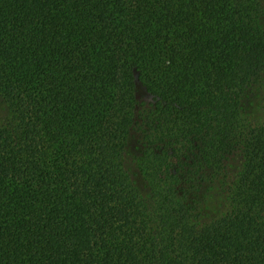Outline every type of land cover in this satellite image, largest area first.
Here are the masks:
<instances>
[{
	"label": "trees",
	"instance_id": "trees-1",
	"mask_svg": "<svg viewBox=\"0 0 264 264\" xmlns=\"http://www.w3.org/2000/svg\"><path fill=\"white\" fill-rule=\"evenodd\" d=\"M0 264H264V0H0Z\"/></svg>",
	"mask_w": 264,
	"mask_h": 264
},
{
	"label": "rangeland",
	"instance_id": "rangeland-1",
	"mask_svg": "<svg viewBox=\"0 0 264 264\" xmlns=\"http://www.w3.org/2000/svg\"><path fill=\"white\" fill-rule=\"evenodd\" d=\"M5 114H6L5 109L2 107V105H0V120L4 117Z\"/></svg>",
	"mask_w": 264,
	"mask_h": 264
}]
</instances>
